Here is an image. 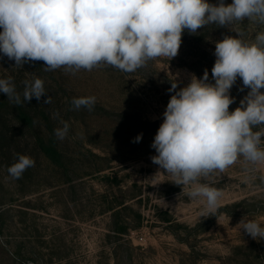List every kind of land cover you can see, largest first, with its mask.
Wrapping results in <instances>:
<instances>
[{
  "label": "rangeland",
  "instance_id": "rangeland-1",
  "mask_svg": "<svg viewBox=\"0 0 264 264\" xmlns=\"http://www.w3.org/2000/svg\"><path fill=\"white\" fill-rule=\"evenodd\" d=\"M261 31L264 24L247 18L226 27L211 23L194 34L185 30L176 57L150 60L132 73L109 65L75 74L63 67L45 71L43 61L21 68L0 52V79L11 77L16 87H24V81L40 78L47 95L31 103L34 110L49 95L52 102L45 106L53 128L63 127L62 122L69 125L67 136L57 139L65 160L58 163L36 141L41 133L50 134L43 116L38 112L35 125L28 127L17 120L13 105L6 111L15 124L16 140L12 155L0 151V212L9 208L0 225V264H45L22 251L32 236L28 225L33 221L53 239L57 264H264V240H254L236 227L242 218L264 227V163L249 165L241 157L225 172L202 179L222 192L218 210L206 217L201 216L203 199L186 195L190 185L174 184L151 160L157 155L152 142L175 94L169 91L171 84L176 82L178 91L193 75L202 78L205 70L208 83L214 84L215 43L225 36L255 43ZM249 91L238 77L230 89V112ZM88 96L96 98L91 111L73 108V98ZM261 128L264 125L253 130ZM21 154L35 166L14 179L4 160ZM246 168L254 171L246 173ZM110 202H125L127 208L115 214L107 210ZM223 206H229L227 212L219 211ZM122 224L130 229L116 233L115 226Z\"/></svg>",
  "mask_w": 264,
  "mask_h": 264
},
{
  "label": "clouds",
  "instance_id": "clouds-1",
  "mask_svg": "<svg viewBox=\"0 0 264 264\" xmlns=\"http://www.w3.org/2000/svg\"><path fill=\"white\" fill-rule=\"evenodd\" d=\"M246 18L264 24V0H232L227 5L224 0H0V52L21 68L43 61L45 71L63 67L75 74L109 65L132 73L150 60L176 57L185 30L194 34L211 23L226 27ZM214 55V84L208 83L207 70L178 91L177 83L171 84L169 91L175 94L151 145L157 153L152 162L174 184L190 185L186 195L203 199L201 216L206 217L218 210L222 192L202 179L225 172L241 157L249 165L264 163V128L253 130L264 125V31L251 44L225 36L215 43ZM238 77L250 91L230 112V89ZM23 83V99L11 77L0 79V93L15 105L47 95L40 78ZM51 102L49 95L43 101ZM95 103L94 96L72 100L75 110L91 111ZM62 124L54 130L59 140L69 131L68 123ZM34 166L32 158L19 155L7 171L20 179ZM236 227L254 240H264V227L254 220L242 218Z\"/></svg>",
  "mask_w": 264,
  "mask_h": 264
},
{
  "label": "trees",
  "instance_id": "trees-1",
  "mask_svg": "<svg viewBox=\"0 0 264 264\" xmlns=\"http://www.w3.org/2000/svg\"><path fill=\"white\" fill-rule=\"evenodd\" d=\"M16 90L18 93L21 94V99H23L22 94L24 87L18 86L16 87ZM33 101L37 102L36 99L33 98L28 103L25 102L22 105H15L14 103L10 102L7 99V96L5 94L0 93V151L2 152L3 155L7 154L8 152L11 155L13 154L12 151L14 145L13 143L16 140V137L12 127H14L15 124L8 119L6 114L7 109L11 105H13L17 120L21 124H24L28 127L35 125V121L38 118L37 115L38 112L44 117L45 125L48 128L50 134L46 135L44 133H41L36 139L37 144L46 153V155H48L55 162L58 163H60V161L64 162L65 161L64 154L57 146V137L54 132L55 128H53L54 119L52 113L47 109L45 104H43L41 101L38 102L39 105L37 104L36 110H34L31 104ZM21 155H25V154H21ZM17 160H18V156H16L13 160L6 159L4 160V162L7 164L8 167H10L12 164L17 162ZM104 178L112 179V176L104 175ZM243 202L245 201L235 203L234 206L238 207L242 205ZM123 208H127V204H125V202H121L120 204H114L110 202L107 210L108 211L111 210L115 214H117V213H121V209ZM228 208L229 206H223L220 208L219 211L224 210L227 212ZM7 211H9V208H5L0 212V225H2V227L6 222L4 215ZM168 220L171 221V219ZM115 227H116L115 228L116 233H127L128 230L130 229V226L126 224L117 225ZM28 231L32 236L28 239V241H26L25 243L26 247L22 248L26 250H22V251H24L27 255L30 253V257L33 259H37L38 256L41 257L45 261V264H57L56 258L58 256L55 250L53 239L51 237L46 238L43 232L40 231L39 223L36 221L30 223L28 225Z\"/></svg>",
  "mask_w": 264,
  "mask_h": 264
}]
</instances>
